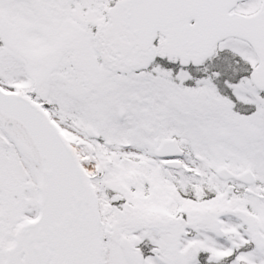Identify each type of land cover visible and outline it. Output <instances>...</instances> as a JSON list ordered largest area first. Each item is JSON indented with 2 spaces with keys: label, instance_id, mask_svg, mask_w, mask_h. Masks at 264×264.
Segmentation results:
<instances>
[{
  "label": "snow or ice",
  "instance_id": "6c2138e0",
  "mask_svg": "<svg viewBox=\"0 0 264 264\" xmlns=\"http://www.w3.org/2000/svg\"><path fill=\"white\" fill-rule=\"evenodd\" d=\"M0 264H264V0H0Z\"/></svg>",
  "mask_w": 264,
  "mask_h": 264
}]
</instances>
